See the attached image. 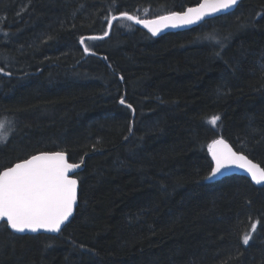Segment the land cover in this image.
Here are the masks:
<instances>
[{"label":"trees","instance_id":"obj_1","mask_svg":"<svg viewBox=\"0 0 264 264\" xmlns=\"http://www.w3.org/2000/svg\"><path fill=\"white\" fill-rule=\"evenodd\" d=\"M199 2L0 0V170L83 160L71 220L56 236L0 225V264H264V184L207 179L219 138L264 168V0L184 32L108 31Z\"/></svg>","mask_w":264,"mask_h":264},{"label":"snow or ice","instance_id":"obj_2","mask_svg":"<svg viewBox=\"0 0 264 264\" xmlns=\"http://www.w3.org/2000/svg\"><path fill=\"white\" fill-rule=\"evenodd\" d=\"M237 2L238 0H200L198 6L189 7L182 13L173 11L153 20H142L122 13L120 17L113 15L107 24L111 28L113 21L123 18L143 25L155 36L164 28L193 25L207 16L226 12ZM104 35L108 33L105 32ZM80 43L85 45V38H81ZM84 52L89 54L86 45ZM120 103L125 104V100L121 98ZM219 119V115H213L207 118V123L215 127ZM5 128L6 123L0 121V144L7 143L9 139ZM208 152L212 166L207 179H213L236 167L247 172L254 183L264 184V168L252 162L246 155L233 151L224 139L213 140L208 145ZM78 168L80 164L69 162L65 151L39 152L4 167L0 170V225L10 229L12 233L59 234L62 226L73 215L74 206L77 204L78 180L74 178V174ZM259 223L252 222L250 231L242 236L244 245L249 244Z\"/></svg>","mask_w":264,"mask_h":264},{"label":"water","instance_id":"obj_3","mask_svg":"<svg viewBox=\"0 0 264 264\" xmlns=\"http://www.w3.org/2000/svg\"><path fill=\"white\" fill-rule=\"evenodd\" d=\"M241 1H242V0H238L237 4H236L232 9H230V10H228V11H226V12L217 13V14H215V15H213V16H207V17H205L203 20H201V21H199V22H197V23H195V24H193V25L181 26V27H177V28H164V29H162L160 32H158L157 35H155V36H161V35L168 34V33L184 32V31H187V30L193 29V28L199 26L200 24H202L204 21H207V20H209V19L216 18V17H219V16H223V15H226V14H229V13L233 12V11L236 9V7L238 6V4H239ZM199 3H200V2H199ZM199 3H198V4H199ZM198 4L195 5V6H198ZM195 6H192V7H195ZM188 8H189V7H188ZM186 10H187V8H186L184 11H186ZM184 11H182V12H184ZM182 12H180V13H182ZM120 16H121V15H118L117 17H120ZM133 23H134V22H133ZM135 24H136V23H135ZM136 25L139 26V27H141V28H143V29H146V30L148 31V29L145 28L143 25H141V24H136ZM109 29H110V28H109V26H108V31H109ZM107 33H108V32H107ZM150 33H151V32H150ZM219 139H221V138H219ZM224 141H225V142H226V143L232 148V146H231L226 140H224ZM232 149H233V148H232ZM233 151H235V150L233 149ZM235 152H237V151H235ZM237 153H238V152H237ZM239 154H241V153H239ZM210 158H211V156H210ZM250 160H251V159H250ZM211 161H212V160H211ZM251 161H252V160H251ZM252 162H254V161H252ZM254 163H256V162H254ZM79 164H80V168H78V169L75 170V174L79 173V172L83 169V162H82V163L80 162ZM256 164H257V163H256ZM258 165H259V164H258ZM75 174H74V178H76V177H75ZM70 175H73V174L70 173ZM233 175L244 177V178L248 179L253 185H256V186H261V185H263V184H256V183H254V182L252 181L251 177L248 175L247 172L243 171L242 169L236 168V167H232V168H230V169L224 171L223 174H221V175H217L215 178H213V180H214V181H219V180H221V179H223V178H225V177H229V176H233ZM78 188H79V185H78ZM78 188H77V196H78ZM77 204H78V198H77ZM77 204L74 206L73 215H74V213H75V210H76ZM73 215H72L71 217H69V221L71 220V218L73 217ZM69 221H67V222L65 223V225H66ZM65 225L62 226V229H63V227H64ZM8 230L11 231L10 229H8ZM15 234H17V235H21V236H25V235H51V236H56V235H58V234H51V233H44V232H38V233H23V234H21V233H15Z\"/></svg>","mask_w":264,"mask_h":264},{"label":"bare ground","instance_id":"obj_4","mask_svg":"<svg viewBox=\"0 0 264 264\" xmlns=\"http://www.w3.org/2000/svg\"><path fill=\"white\" fill-rule=\"evenodd\" d=\"M110 30V29H109Z\"/></svg>","mask_w":264,"mask_h":264}]
</instances>
